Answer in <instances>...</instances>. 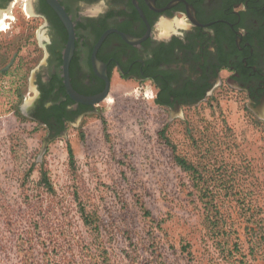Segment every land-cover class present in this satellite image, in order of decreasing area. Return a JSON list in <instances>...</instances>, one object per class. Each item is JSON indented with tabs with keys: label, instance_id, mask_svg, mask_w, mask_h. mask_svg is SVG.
Listing matches in <instances>:
<instances>
[{
	"label": "rangeland",
	"instance_id": "obj_1",
	"mask_svg": "<svg viewBox=\"0 0 264 264\" xmlns=\"http://www.w3.org/2000/svg\"><path fill=\"white\" fill-rule=\"evenodd\" d=\"M8 16L0 264H264V121L227 88L170 122L153 83L115 73L95 113L48 139L22 108L38 92L46 35L42 25H17L27 15Z\"/></svg>",
	"mask_w": 264,
	"mask_h": 264
},
{
	"label": "flooded vegetation",
	"instance_id": "obj_2",
	"mask_svg": "<svg viewBox=\"0 0 264 264\" xmlns=\"http://www.w3.org/2000/svg\"><path fill=\"white\" fill-rule=\"evenodd\" d=\"M10 13L27 15L17 25H42L46 35L45 61L35 71L39 96L27 114L48 139L100 102L68 92L64 62L72 38L68 79L81 95L100 94L115 73L150 81L174 122L229 88L264 121V0H0V25Z\"/></svg>",
	"mask_w": 264,
	"mask_h": 264
},
{
	"label": "water",
	"instance_id": "obj_3",
	"mask_svg": "<svg viewBox=\"0 0 264 264\" xmlns=\"http://www.w3.org/2000/svg\"><path fill=\"white\" fill-rule=\"evenodd\" d=\"M54 4H55V6H57L56 3H54ZM58 10H59V13L61 14V16L63 17V19L68 22L67 17L65 15L64 11H62L61 9H58ZM68 26H70V25H68ZM73 44H74V42H73V38H72L71 39V42L69 44V47H68V51L66 52L65 62H64V68H65V75H66V83H67V87H68V92L77 101H80V102H83V103H86V104L87 103L95 104V103H97V102H99L101 100H104L107 97V95L109 94V90H110V87H111V81H110L109 78H107V85H106L105 89L100 94H98L96 96L81 95V94L77 93L71 87L70 82H69V79H68V64H69L70 55L72 53V46H73ZM35 71H36V69H35ZM35 71H33V78L35 77ZM38 96H39V93L36 91L35 96H33L32 99H31V105H29V107H28V104L27 103H25L23 105V109L26 112L28 111L29 108H31L34 105L35 100L38 98ZM48 141L49 140H46L45 141V143L43 145L42 151H45L46 146L48 144Z\"/></svg>",
	"mask_w": 264,
	"mask_h": 264
},
{
	"label": "trees",
	"instance_id": "obj_4",
	"mask_svg": "<svg viewBox=\"0 0 264 264\" xmlns=\"http://www.w3.org/2000/svg\"><path fill=\"white\" fill-rule=\"evenodd\" d=\"M161 132V135L163 136V135H165V132H164V130H161L160 131ZM167 142L169 143V141H168V139H167ZM169 147L172 149V157H174V160L177 162V164H179L183 169H185V170H192L193 169V164L192 163H190L187 159H186V157H184V156H182V155H180V154H178L177 152H176V149H175V145L172 143V142H170L169 143ZM69 155H70V159H71V163H73L74 164V162H75V158H74V155H73V153H72V150L71 149H69ZM43 185L45 186V185H47L46 183H43ZM52 186V185H51ZM51 186L50 185H48V189L50 190V188H51ZM84 207V206H83ZM81 208V216H82V220L84 221V223L85 224H90L89 223V221H90V219H89V217H88V213H86V211L84 210V208Z\"/></svg>",
	"mask_w": 264,
	"mask_h": 264
},
{
	"label": "crops",
	"instance_id": "obj_5",
	"mask_svg": "<svg viewBox=\"0 0 264 264\" xmlns=\"http://www.w3.org/2000/svg\"><path fill=\"white\" fill-rule=\"evenodd\" d=\"M112 82V81H111ZM32 99V98H31ZM31 99H29L28 101H26L25 103H27L28 104V107H29V105H31ZM25 103H23V105L25 104ZM23 105H22V108H23ZM30 109V108H29ZM24 110V109H23ZM29 117V116H28ZM30 118V117H29Z\"/></svg>",
	"mask_w": 264,
	"mask_h": 264
},
{
	"label": "bare ground",
	"instance_id": "obj_6",
	"mask_svg": "<svg viewBox=\"0 0 264 264\" xmlns=\"http://www.w3.org/2000/svg\"><path fill=\"white\" fill-rule=\"evenodd\" d=\"M1 17V16H0ZM3 20V19H2ZM1 22V21H0ZM2 23V22H1ZM2 25H0V27H1Z\"/></svg>",
	"mask_w": 264,
	"mask_h": 264
}]
</instances>
